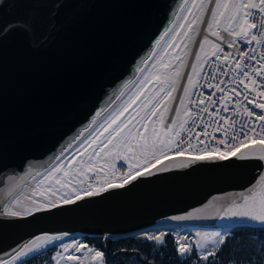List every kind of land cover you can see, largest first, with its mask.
I'll list each match as a JSON object with an SVG mask.
<instances>
[{"label":"water","instance_id":"1","mask_svg":"<svg viewBox=\"0 0 264 264\" xmlns=\"http://www.w3.org/2000/svg\"><path fill=\"white\" fill-rule=\"evenodd\" d=\"M192 5V0H0V29L31 26L0 32V259H10L14 248L44 234L118 239L155 229L261 225L219 217L249 188L264 189L256 183L264 162L229 158L181 167L194 157L188 155L168 156L141 170L151 174L75 204L7 215L25 211L31 199L43 202L39 194L32 196L41 177L37 172L43 173L95 112L111 105L97 117L99 124L123 104L136 85L115 99L121 86L151 72ZM170 25L173 31L155 45ZM189 212L192 219H171Z\"/></svg>","mask_w":264,"mask_h":264},{"label":"snow or ice","instance_id":"2","mask_svg":"<svg viewBox=\"0 0 264 264\" xmlns=\"http://www.w3.org/2000/svg\"><path fill=\"white\" fill-rule=\"evenodd\" d=\"M187 3L188 0H184V4ZM192 3L194 7L197 6V0H192ZM210 3H212V0H198V10L201 12L205 11L206 4ZM189 12H191V9H189ZM199 19L200 17H196L191 23H188L187 30L183 32V36L189 42H193L189 33L192 31L196 20ZM184 20H187V16L184 17ZM174 24L175 20H173ZM16 27H21L24 31H28L31 26L26 22L23 24H9L0 29V32L6 33ZM221 27L223 32L233 37L232 40L226 42V47L229 49L234 48L237 41L241 42L240 47L236 49L235 54L226 52L225 47H222L219 43H213L209 40L208 35L203 37L198 45L199 51L195 53L196 62L191 64V74L187 75V83L183 86V95L178 98L180 107L175 109V116L160 132H157L155 126L149 132V122L152 121L153 116H157L160 123L164 124L163 112L169 110L164 98L177 99L172 96V93L177 90V81L181 78L179 69L184 66V61L179 53L176 55V60L179 63L175 68L170 64L162 65L163 69H171V75L168 71H161L154 76H145L138 82L133 80L126 81L116 94L115 99H120L124 96L125 91L131 85L135 84L136 88L123 104L109 112L99 124H97V117L101 116L103 112H108V108L111 105H107L105 108L95 112L88 126L83 128L80 133L61 148L59 153L52 158L53 162L43 169V173L37 172V175L41 176V179L37 181V189H39V196L43 197V202L29 198L31 199V206L25 211L9 210L7 215L31 216L33 213L52 210L62 205L75 204L85 197L96 196L113 188H123L138 176L151 174L147 171H133V165L128 164L127 175L124 176L120 183H114L109 180L105 182V186L94 190L92 184L88 182L91 179L89 172H97L96 165L100 160L104 161L105 167L115 169L116 166L109 162L108 158L110 157L119 156L124 163H127V157L121 156L122 149H126L129 152L135 150L134 156L139 154L146 161L145 167L149 169L155 168L156 165L160 164L162 158L167 159V154L170 152H173L175 156L182 157L189 150L196 151L197 144L203 145L198 149V154L190 161L181 164V167H187L188 163H195L196 161H223L229 158H238L240 160L255 159L264 162V39H261L264 38V0H215L214 7L211 9V19L207 21L205 31L216 37L217 40L224 41L225 37L221 35ZM179 28L184 29L185 24L181 23ZM172 31V25L165 28L160 38L155 41V45H159L161 40ZM179 35L178 31L175 32L173 41ZM254 42L262 46L259 56L255 54L256 49L254 47H249ZM182 43L183 48L187 49L188 43L183 41ZM205 45H211V54L217 61H220V64L216 65V67L220 68L222 75H227V66L234 59L235 64L231 65V67L235 75L229 77L232 84L231 87H228L222 79L216 83L206 81L207 88L212 91L207 96V103L204 99L198 101V106L204 105V107L199 108V111L193 117L192 108L185 106V97H190V87L196 88L199 84L198 79L194 82L193 76H198V67H203L201 53H205ZM168 46L180 48L181 44L170 43ZM152 55L154 53H150L149 57ZM205 56H207L206 53ZM143 63L146 65L147 60ZM204 63H207V60ZM136 71L143 72L144 68L138 67ZM209 75L212 80H216L215 69ZM149 85H152V87L149 88ZM221 85L225 86L222 87ZM217 93L221 95H219L218 99H213V97L217 96ZM161 94L164 95L162 96ZM190 103H192L191 100ZM230 104L236 105V107L231 109L232 115L221 114L230 111ZM181 107L184 108V115L187 119L178 122V118L181 116ZM158 111L160 112L159 116L157 115ZM126 113L128 114L127 116L125 115ZM201 113L208 116V121H204ZM237 117H243V119L238 120ZM196 120L201 121L200 124L196 125L201 131L195 132L193 135V127L189 121L195 124ZM256 122H259L258 127ZM94 125L96 127H93ZM213 125L216 126L212 127ZM210 127L212 132L208 130ZM85 132L89 133L87 137L84 136ZM214 133H222L223 135L218 138ZM208 137H211V141L222 145L223 149L220 147L210 148L204 142ZM193 140L197 143L193 144ZM74 147L75 152L70 158L67 157L65 154ZM211 153H218V155H212ZM149 157L154 160V163H148ZM123 166L121 164V167ZM136 168H140L139 163H137ZM156 170L167 171L168 169L165 167L156 168ZM45 181H47V185L41 189L40 186L44 185ZM73 181H78L79 184H87L83 194L77 190ZM256 183L264 184V173L260 175ZM254 188L255 186L249 188L247 194L241 193L240 200L233 201L229 207L224 209V215L219 218H237L255 221L264 225V189L256 192ZM37 189L33 190V197L37 195ZM5 207L9 208L10 206L6 205ZM196 211L199 212L200 209ZM2 214L0 213V215ZM192 218V212L187 215L171 217L175 221ZM68 235V233H64L61 235L44 234L43 236H36L23 244L19 250L14 248L10 259H0V264H15L22 257L28 256L30 253L39 252L41 248L49 244H55L56 247L61 249L52 257L56 264H61V261H65V264H85L86 259L89 260V264L91 262L102 264L104 260L103 252L74 239L64 242ZM144 235L148 240L164 244L163 237L166 233L160 232L156 235L145 233ZM227 235V232L223 234L214 232L212 233L214 239L209 242L212 244H223ZM55 242L60 243L56 244ZM176 245L177 252L181 256L193 251V246L188 242L187 237L183 238V242L178 237ZM196 247L199 248L200 245L197 244ZM76 253H80V255H76ZM214 255V250L206 251L201 254V259L207 261L210 256Z\"/></svg>","mask_w":264,"mask_h":264},{"label":"trees","instance_id":"3","mask_svg":"<svg viewBox=\"0 0 264 264\" xmlns=\"http://www.w3.org/2000/svg\"><path fill=\"white\" fill-rule=\"evenodd\" d=\"M144 234L118 239L78 235L69 239L79 237L91 248L101 249L106 264H264V225H239L231 228L225 243L220 244L215 255L207 261L201 259L192 238L187 239L193 251L181 256L177 252V238L171 232L163 237L164 244L148 240ZM55 249L54 244L49 245L16 264H46Z\"/></svg>","mask_w":264,"mask_h":264},{"label":"rangeland","instance_id":"4","mask_svg":"<svg viewBox=\"0 0 264 264\" xmlns=\"http://www.w3.org/2000/svg\"><path fill=\"white\" fill-rule=\"evenodd\" d=\"M207 6H208V4H206V8H208ZM205 11L207 12V15H206L205 22L203 24V22L201 23V21L203 19V15H204ZM205 11L201 12V11L198 10V0H197V6L194 7L192 5L191 12H189L188 15H187V20L183 22L185 24V28L184 29H180L179 28L178 29V32L180 33V35L176 37L175 41H173V39H172V41L170 42V43L181 44V47L180 48H175V47H169L168 46L165 49V51L163 52V54L160 56V58L158 59V61L156 62L155 66L153 67V69L151 70V72L147 75V76H154L155 74H157L158 72H161V71H168L169 74L171 75V69H163L162 68V65H164V64H170V65H172L173 68H175V66L179 63V61L176 60V55H177V53H179V55L182 57V59L184 61V66L179 69L182 77L180 78L181 81H180V79L177 81V89H178V86H179V89H178L177 95H176L177 90H176V92H173L172 93V96L173 97H175V95H176V98L178 97V94H179V91H180V87H181V83L183 81V77H184L186 68L188 66V62H189L191 53H192V51H193V49L195 47L197 38H198L201 30L203 29V27L204 26L207 27V21L211 19L210 7H209L208 11H207V9ZM196 17H200V19L199 20H196V23L193 25L192 31L189 33V35L192 36V41H193V42H189L187 40V38L183 36V32L187 30V24L188 23H191L194 19H196ZM203 21H204V19H203ZM200 24H201V26H200ZM199 27H200V29H199ZM182 41L184 43H188L187 49H184L183 48ZM191 49H192V51H191ZM205 53L207 54V56H205ZM205 53H201V58H202L201 59V63L203 64V67L202 68L198 67L197 72L199 73V75L202 72V70H203V68H204V66L206 64V63H204V61L205 60H208V58L212 55L211 54L212 53L211 45H205ZM189 54H190V56H189ZM199 75L198 76H195V75L193 76L194 82L197 80V78L199 77ZM179 81H180V85H179ZM151 87H152V85H149V88H151ZM192 90H193V88L190 87L189 88V93L190 94H191V91ZM161 95L163 96L164 94H161ZM164 99H165V103L167 104V107L169 109L168 111L163 112L162 118H163L164 124H161L160 123V120L157 119V116H153L152 117V121L149 122V132H151L153 126H155L157 132H160L161 129L164 128V126L166 125V120H167V117H168V114H169V111H170V107L173 104V100L174 99H168L167 97H165ZM176 100L177 99H175V101H174L173 109H172L171 115H170V117L168 119V123L175 116V109L180 106V105L177 106ZM174 106L176 107L175 109H174ZM185 106H188L189 107V97H185ZM130 112H131V109H130ZM125 115L127 116L128 114L126 113ZM157 115L158 116L160 115V112L159 111H158ZM185 119H187V117L184 115V108L181 107V120L180 121L185 120ZM138 127H139V125H138ZM134 151L135 150H133L132 152H129L126 149H122L121 150V156H126L127 157V163H124V161L119 156L114 157V158H111V157L108 158L109 159V162L111 164H114L116 166L115 169L105 167L104 166V161L103 160H100V162L96 165L97 172H99V173L102 172L103 173V176L104 175H108V174L112 175V173L116 172L119 169V167H121V164L124 165V167H121V168H125V167L127 168V165L128 164L133 165V171H137V170L140 171L142 169H145L146 168L145 167L146 161L139 154H136L134 156ZM74 152H75V149L72 150L67 155V157L70 158L71 155ZM85 159H86V157H85ZM97 159H99V158H97ZM151 161H152V158L149 157L148 163H150ZM137 163H139V165H140V168L139 169L136 168ZM92 173L93 172H91V171L89 172V176L90 177H91ZM100 178L101 177H99L98 179H100ZM91 179H93V178L91 177ZM73 183L76 185L77 190L80 191L81 194L87 188V184H79L78 181H73ZM46 185H47V181H45L44 185H41L40 188L42 189V188L46 187ZM92 185H96V183H94ZM38 193H39V190H38L37 194ZM161 232L167 233V232H171V231H169V230H161ZM174 232L175 231L173 230L172 231V234L173 235H174ZM214 232H221L222 233L223 232V229L196 227V228H194V231H192V232H184V233L181 234V236L178 235V237L181 238V240L184 237L192 238L193 241H194V243H195V245H197V244L200 245V247L198 248V253L201 256V254L204 253V252H206V251H213V250L215 252L217 251L215 249H209L208 248V244H210L209 241H211V240L214 239L213 236H212V233H214ZM228 232L229 231H227V233ZM174 236L176 238H178L176 235H174ZM72 239L87 244L82 238H79L78 237V238H72ZM72 239L66 238V240L64 242H68V240H72ZM206 242H208V243H206ZM59 243L60 242H57L56 244H59ZM217 244L218 243H215L214 245L216 246ZM55 248L56 249L54 250L53 256L56 254L57 251H61V249H59L58 247L55 246ZM76 255H80V253H76ZM52 257L49 259V261L46 264H56V262L52 259ZM104 260H105V258H104ZM104 260H103L102 264H104V262H105ZM61 264H65V261H61ZM85 264H89V260L86 259L85 260ZM91 264H96V262H91ZM105 264H106V262H105Z\"/></svg>","mask_w":264,"mask_h":264},{"label":"built area","instance_id":"5","mask_svg":"<svg viewBox=\"0 0 264 264\" xmlns=\"http://www.w3.org/2000/svg\"><path fill=\"white\" fill-rule=\"evenodd\" d=\"M222 27H221V35L225 37V40L224 41H219V40L216 39V37L211 36L210 34H209V36H211V38L209 40H211L213 43L221 44L222 47H225V51L226 52H231V53L235 54L236 53V49L240 47L241 42L237 41V44H236V46L234 48H231V49L227 48L226 47V42L228 40H232L233 37L228 36L227 33L223 32L222 31ZM261 39H264V38H261ZM249 47H254L256 49V53L255 54L257 56H259V53L262 51V46L258 45V44H255V42ZM221 56H223V54H221ZM219 64H220V61H217L216 58L211 55L208 58L207 63L205 64V66H204L202 72L200 73L199 77L197 78L199 80V84H198V86L196 88H193V90L191 91L190 97H189V107L192 108L193 117H195L196 112L199 111V108L204 107V105H199L198 106V101L200 99H204L206 101V103H207V96H208L209 92L212 91V90L207 88L206 81L207 82H211V83H216L218 80L222 79V80H224L226 82L228 87L232 86L231 81L229 80V77L235 75V73L233 72L232 67H231V65L235 64V60L233 59L230 62V65L227 66V75H222L220 73V68L216 67V65H219ZM253 64H254V62H253ZM213 69H215L216 80H212L210 78V75H209L210 73L213 72ZM221 86L224 87L225 85H221ZM193 93H195V94L192 95ZM219 95H221V94L217 93V96L213 97V99H218ZM190 100L192 101V103H190ZM217 106H220V105H217ZM234 107H236V105L230 104L229 105L230 111L228 113H221V114L227 115V116H231L232 115L231 109L234 108ZM257 112H259V110H257ZM201 116H203L204 121H208L209 118H208V116L206 114L201 113ZM180 119H181V116L178 118V122H179ZM237 119L241 120V119H243V117H237ZM189 123L192 124V127H193V133L192 134L193 135L195 134V132L201 131V129L199 127H196L197 124L201 123L200 120H196L195 124H193L192 121H189ZM258 125H259V122H256V126L257 127H258ZM215 126L216 125H213L212 127H215ZM208 130H209V132H212V128L211 127ZM214 135H216L219 138V137H222L223 134L222 133H214ZM204 142H205V144H208L210 148L211 147H220L221 149H223L222 145H218L215 141H211V137L206 138ZM192 143L196 144L197 142L195 140H193ZM202 146L203 145L197 144V150L196 151L189 150V151L185 152L184 155L195 156V155L198 154V149L200 147H202ZM171 154H173V152H170L167 155H171ZM211 154L218 155V153H211ZM152 162H154V160H152L150 163H152ZM125 175H127V168L126 167L125 168L119 167V169L116 172H114V174L108 175V176H103L101 173H98V172L92 173L91 177L93 179H89V180H90L91 184H92V181H93V184L95 182H98V183H96V185H93V188H94V187H99V185H101V183H102V186H105V182L109 181V180H111L114 183H120ZM97 177L98 178L101 177V178L98 179Z\"/></svg>","mask_w":264,"mask_h":264},{"label":"bare ground","instance_id":"6","mask_svg":"<svg viewBox=\"0 0 264 264\" xmlns=\"http://www.w3.org/2000/svg\"><path fill=\"white\" fill-rule=\"evenodd\" d=\"M211 4V5H210ZM210 4H208V8H206L207 9V11H208V9H209V7H210V12H211V9L214 7V4H215V0H212V3H210ZM206 13V14H205ZM205 13H204V15H203V19H204V21H203V19H202V21H203V24H204V22H205V19H206V15H207V12L205 11ZM209 13V12H208ZM211 15V14H210ZM202 23V22H201ZM200 26H201V24H200ZM199 29H200V27H199ZM205 29H206V27L204 26L203 27V29L201 30V32H200V34H199V36H198V38H197V41H196V44H195V47H194V49H193V51H192V49H191V51H192V53H191V56H190V54H189V56H190V59H189V62H188V66H187V68H186V71H185V74H184V77H183V81H182V83H181V87H180V91H179V94H178V97H177V100H176V104H177V106L179 105V97L180 96H182V94H183V92H182V89H183V86L187 83V75L188 74H190L191 73V64L192 63H194V62H196L195 61V53L197 52V51H199V48H198V45H199V42L203 39V37L205 36V35H208V37H209V39L211 38V36H209V33L208 32H206L205 31ZM199 32V31H198ZM196 39V38H195ZM195 41V40H194ZM193 48V47H192ZM189 58V57H188ZM187 63V62H186ZM183 74V73H182ZM182 77V76H181ZM180 81H181V79H180ZM180 81H179V85H180ZM178 89H179V86H178ZM178 89H177V92H176V95H177V93H178ZM176 95H175V97H176ZM174 101H175V99L173 100V104L171 105V107H170V111H169V114H168V117H167V120H166V125H167V123H168V119H169V117H170V115H171V112H172V109H173V105H174ZM176 107L174 106V109H175ZM89 135V134H88ZM87 135V136H88ZM86 136V137H87ZM75 149V147L73 148V149H71V150H69V152L68 153H66L65 155L67 156L72 150H74ZM40 179H41V177H40ZM39 179V180H40ZM38 180V181H39ZM95 183H98V182H95ZM36 184H37V182H36ZM102 186V183H101V185H99V187H101ZM99 187H94L93 189L95 190V189H98ZM37 189V188H36ZM38 190L39 189H37V192H38ZM175 231L174 232V235H176L177 237H178V235H180L181 236V234L182 233H184V232H192V231H194V227H181V228H170L169 229V231H171V233H172V231ZM228 231V229H223V232L225 233V232H227ZM159 232H161V230H159V229H155V230H151V231H149L148 232V234H152V235H156V234H158ZM222 232V233H223ZM219 244V243H218ZM218 244L215 246L214 244H212V243H210V244H208V248L209 249H215V250H217V248H218ZM99 251H101V252H103L101 249H98Z\"/></svg>","mask_w":264,"mask_h":264}]
</instances>
